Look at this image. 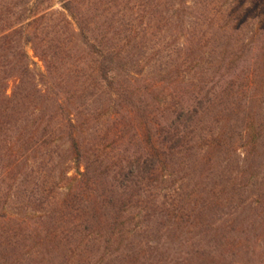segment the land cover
Instances as JSON below:
<instances>
[{
    "label": "trees",
    "instance_id": "obj_1",
    "mask_svg": "<svg viewBox=\"0 0 264 264\" xmlns=\"http://www.w3.org/2000/svg\"><path fill=\"white\" fill-rule=\"evenodd\" d=\"M262 166L264 0H0V264H255Z\"/></svg>",
    "mask_w": 264,
    "mask_h": 264
},
{
    "label": "rangeland",
    "instance_id": "obj_2",
    "mask_svg": "<svg viewBox=\"0 0 264 264\" xmlns=\"http://www.w3.org/2000/svg\"><path fill=\"white\" fill-rule=\"evenodd\" d=\"M53 7H54L53 9L61 10L58 2H55ZM157 69H159L158 64L156 66L153 65L152 67H149L147 69L148 75L150 73H151V75H154L155 73H153V72L156 71ZM97 102L95 103L93 108L99 106ZM93 108L91 107V109H93ZM259 177H260L259 180H256V179L252 180L251 182L246 184L243 188H241V190L239 191L240 196H236V197L250 200V198H255V195L258 192H264V166H262V168H260V170H259ZM28 187L30 188L31 186H28ZM219 217H220V215L214 217L213 220L209 219V221H211L213 223V221L214 222L217 221V219ZM259 244H260V247L258 248L256 256H255V264H264V231H263V234H262V237H261Z\"/></svg>",
    "mask_w": 264,
    "mask_h": 264
}]
</instances>
